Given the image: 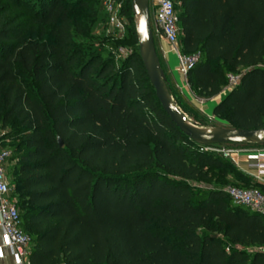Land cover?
<instances>
[{
    "label": "trees",
    "instance_id": "trees-1",
    "mask_svg": "<svg viewBox=\"0 0 264 264\" xmlns=\"http://www.w3.org/2000/svg\"><path fill=\"white\" fill-rule=\"evenodd\" d=\"M174 2L181 52L199 54L188 85L212 97L228 75L239 77L213 114L231 128H264V0ZM22 5L28 11L14 17ZM87 7L0 0V127H12L3 145L29 264H264V215L235 205L218 184L192 183L210 182L214 171L218 182L258 186L202 150L225 145L201 146L180 132L156 99L137 41L118 66L113 41L108 50L76 46Z\"/></svg>",
    "mask_w": 264,
    "mask_h": 264
},
{
    "label": "built area",
    "instance_id": "built-area-1",
    "mask_svg": "<svg viewBox=\"0 0 264 264\" xmlns=\"http://www.w3.org/2000/svg\"><path fill=\"white\" fill-rule=\"evenodd\" d=\"M102 4L109 14H112L110 20L118 29L123 28L124 20L114 16L116 10L115 0H102ZM153 19L154 30L160 33L167 43L170 52L175 56L177 62V71L183 77L195 66L199 54L184 55L179 45V19L174 0H153ZM238 78L228 75V90H232L238 83ZM4 132L0 131V228L4 232L5 246L8 247L13 256L14 264H29L30 237L24 233L20 227L19 210L15 199L12 197L11 186L7 177L8 160L11 151L3 145ZM215 149L213 147L203 148L208 151ZM224 157L230 156V150L223 148L218 150ZM258 158L264 154L257 155ZM264 168L263 164H257ZM227 195L235 205H241L249 208L252 212L264 215V194L256 188H240L228 186L224 188Z\"/></svg>",
    "mask_w": 264,
    "mask_h": 264
},
{
    "label": "water",
    "instance_id": "water-1",
    "mask_svg": "<svg viewBox=\"0 0 264 264\" xmlns=\"http://www.w3.org/2000/svg\"><path fill=\"white\" fill-rule=\"evenodd\" d=\"M131 4L135 18L136 16L139 18L138 25L136 23V36L141 62L154 88L156 99L160 103L162 110L180 132L201 146L264 144V128L241 129L221 127L207 130L191 127L187 123L185 119L187 116L177 105L169 91L157 55L154 33L151 26L149 0H131ZM193 123L198 125L195 122ZM58 143L62 146V141L59 138Z\"/></svg>",
    "mask_w": 264,
    "mask_h": 264
},
{
    "label": "crops",
    "instance_id": "crops-1",
    "mask_svg": "<svg viewBox=\"0 0 264 264\" xmlns=\"http://www.w3.org/2000/svg\"><path fill=\"white\" fill-rule=\"evenodd\" d=\"M149 7L152 10L153 17V0H149ZM152 28L154 30L153 25ZM153 33L157 55L165 75L167 86L178 100V103L196 114L197 117L209 121L218 120L213 114V109L220 103L226 93L230 91L228 90V84L223 87L221 92L216 96L204 97L198 95L197 91L188 85L186 77L178 73L176 58L170 52L161 34L155 31H153ZM230 146L231 147H223L231 151L230 156L227 158L235 165L238 171L243 173L250 185L258 186V189L264 194V168L257 166V164L264 165V158L257 157V155L264 154V144H240ZM240 184L242 186L249 185L247 183ZM0 264H14V256L11 250L5 246V236L1 228Z\"/></svg>",
    "mask_w": 264,
    "mask_h": 264
},
{
    "label": "rangeland",
    "instance_id": "rangeland-1",
    "mask_svg": "<svg viewBox=\"0 0 264 264\" xmlns=\"http://www.w3.org/2000/svg\"><path fill=\"white\" fill-rule=\"evenodd\" d=\"M94 2V3H91ZM90 8H84L81 10L82 18L81 23L82 27L85 30L84 35H75L76 46H82V48L91 47L93 49H106L105 43L107 41L115 42L118 47L115 49H109V55L114 64L118 66L121 61H123L130 54L131 45L136 43L137 36L133 35L131 29L134 28L136 31V22L135 16L133 14L132 4L131 2H126L125 0H115L116 10L114 12V16L119 19L124 20V26L121 29H118L115 24L110 20L112 14H109L102 4V0H88ZM6 5V4H5ZM124 7H131V11H124ZM28 11L25 5H22L20 10H11L13 16L21 15L22 13ZM129 16L130 18H127ZM150 18H151V26L155 25L152 17V10L150 9ZM21 22H26L27 17L20 18ZM153 29V28H152ZM38 28H29L27 33L32 37H36L38 35ZM168 46V45H167ZM80 59V57L78 58ZM175 59V58H174ZM186 115V114H185ZM187 116V115H186ZM188 117V116H187ZM189 118V117H188ZM191 119V118H189ZM192 120V119H191ZM193 121V120H192ZM195 122V121H193ZM204 128H221V127H229V123L223 119L218 120H206V125H200ZM12 129L11 126L7 127V130L3 131L0 127V131H3L4 134V143L10 144L8 131ZM14 138V137H12ZM11 139V138H10ZM223 147H231L230 145L215 147V149H209L208 152L213 153L215 155H222L218 150L223 149ZM224 157V156H223ZM218 184V186L227 188L230 186V181L225 180L223 182H218L215 180L214 171L212 172V177L210 178V182L204 184L203 182L192 183L193 186H202L206 187L208 185Z\"/></svg>",
    "mask_w": 264,
    "mask_h": 264
},
{
    "label": "bare ground",
    "instance_id": "bare-ground-1",
    "mask_svg": "<svg viewBox=\"0 0 264 264\" xmlns=\"http://www.w3.org/2000/svg\"><path fill=\"white\" fill-rule=\"evenodd\" d=\"M135 19H136V23H137V25H138V23H139V18H138V16H136ZM185 119H186L187 123H188L191 127H194V128H200V129H203V128H204V127H200V126H198V125H195V124L193 123V121H192L191 119H189L188 117H186ZM204 129L209 130V129H211V128H204Z\"/></svg>",
    "mask_w": 264,
    "mask_h": 264
}]
</instances>
